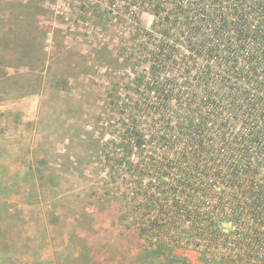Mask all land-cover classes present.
I'll return each mask as SVG.
<instances>
[{
	"label": "trees",
	"instance_id": "1",
	"mask_svg": "<svg viewBox=\"0 0 264 264\" xmlns=\"http://www.w3.org/2000/svg\"><path fill=\"white\" fill-rule=\"evenodd\" d=\"M133 3L153 22L139 25L135 75L112 82L122 108L109 128L126 129L119 139L111 133L104 151L116 184L109 193L131 194L136 211L119 233L129 249L95 246L85 264H191L159 244L176 231L204 252L214 246V257L247 264L244 256L264 254V183L250 180L264 166V0ZM237 124L241 134L231 130ZM244 220L255 224L252 234L222 231L223 222ZM231 237L235 250L222 248ZM133 247L142 249L136 257Z\"/></svg>",
	"mask_w": 264,
	"mask_h": 264
},
{
	"label": "rangeland",
	"instance_id": "2",
	"mask_svg": "<svg viewBox=\"0 0 264 264\" xmlns=\"http://www.w3.org/2000/svg\"><path fill=\"white\" fill-rule=\"evenodd\" d=\"M152 22L133 0H0V264H85L95 246L129 249L119 233L136 208L131 194L109 193L116 184L104 148L126 129L109 128L122 108V89L111 96L112 82L135 75L139 25ZM231 130L244 132L240 124ZM250 180L264 183V166ZM221 228L256 229L249 220ZM174 236L159 244L191 264L238 258L214 257V246L204 252ZM235 240L220 246L235 250ZM141 250L133 247V256ZM258 256L244 262L259 264Z\"/></svg>",
	"mask_w": 264,
	"mask_h": 264
}]
</instances>
